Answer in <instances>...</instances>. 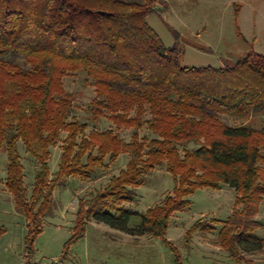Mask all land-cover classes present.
Listing matches in <instances>:
<instances>
[{"label": "trees", "instance_id": "trees-1", "mask_svg": "<svg viewBox=\"0 0 264 264\" xmlns=\"http://www.w3.org/2000/svg\"><path fill=\"white\" fill-rule=\"evenodd\" d=\"M160 1L0 0V150L9 158L6 188L28 222L26 264H41L30 257L55 187L70 178L88 181L123 153L130 156L126 168L80 200L66 247L96 222L164 239L175 264H184L166 239L171 217L191 204L197 189L228 185L236 194L231 215L217 230L198 220L185 244L215 232L211 243L237 262L255 264L245 255L264 253V221L257 217L264 201V126L225 120L264 113V54L250 52L228 66H183L180 48L166 47L148 23ZM78 71L94 89L86 121L75 117V96L63 84ZM102 119L114 128L99 129ZM114 129L131 130L130 140ZM63 133L59 168L51 175V149ZM19 141L36 161L31 193ZM160 166L174 178L172 194L144 214L128 207L134 188ZM134 216L141 221L131 227Z\"/></svg>", "mask_w": 264, "mask_h": 264}, {"label": "rangeland", "instance_id": "rangeland-1", "mask_svg": "<svg viewBox=\"0 0 264 264\" xmlns=\"http://www.w3.org/2000/svg\"><path fill=\"white\" fill-rule=\"evenodd\" d=\"M147 20L166 47L176 44L180 48L183 66H228L250 52L264 54V0H161ZM63 84L75 96V117L86 121L87 107L94 96L93 87L79 71L64 76ZM225 120L232 125L261 128L264 113L245 118L227 116ZM97 126L106 129L112 125L102 119ZM114 130L124 141L130 140L131 130ZM140 133L148 131L144 129ZM65 136L63 133L61 141L51 149V175L58 171ZM17 150L24 166V183L31 193L36 161L21 141L17 143ZM8 159L3 147L0 150V264H26L28 222L14 195L6 188ZM129 160L130 156L123 153L114 165L100 169L92 179L70 178L55 187L52 212L44 218L43 231L34 242L30 257L33 261L41 264H175L173 252L164 239L149 235L134 237L96 222L88 225L84 237L66 247L73 234L80 200H88L104 188L111 177L126 168ZM174 186V178L166 167H157L146 176L144 185L134 188V200L127 206L144 214L172 194ZM235 195V190L228 185L221 189H197L190 196L191 204L171 217L166 239L179 249L184 264H244L211 243L215 232L207 237L196 234L188 245L184 241L186 231L198 220L219 229L232 213ZM257 217L264 221V201ZM140 221V217L134 216L130 226ZM245 256L255 264H264V253Z\"/></svg>", "mask_w": 264, "mask_h": 264}]
</instances>
